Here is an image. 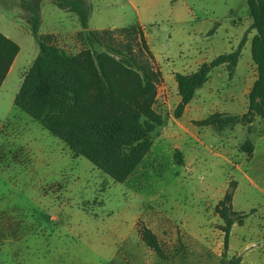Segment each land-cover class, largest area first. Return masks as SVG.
<instances>
[{"label":"rangeland","instance_id":"1","mask_svg":"<svg viewBox=\"0 0 264 264\" xmlns=\"http://www.w3.org/2000/svg\"><path fill=\"white\" fill-rule=\"evenodd\" d=\"M51 5L42 13V30L72 28L70 16L78 21L75 12ZM91 6L92 25L99 18L121 27L143 25L164 63L177 65L195 54L209 62L236 49L246 35L234 73L224 64L213 67L192 102L200 104V119L225 109L242 114L244 87L256 71L246 0H93ZM20 9L19 0H0V30L20 47L0 86V264H264V153L249 160L233 146L255 139L261 119L252 122V134L246 125L226 123L223 129L188 127V133L200 132L202 144L174 139V124L187 123L174 116L175 89L161 77L154 107L164 123L153 133L151 151L116 182L14 108L22 73L39 51ZM54 41L70 53L83 47L73 35ZM230 93L235 100L226 98ZM211 129L213 137L206 134ZM231 146L248 178L212 153ZM230 182L239 184L235 209L246 211L230 215L234 249L225 246L224 221L215 211ZM144 228L156 235L160 254L141 239Z\"/></svg>","mask_w":264,"mask_h":264},{"label":"trees","instance_id":"2","mask_svg":"<svg viewBox=\"0 0 264 264\" xmlns=\"http://www.w3.org/2000/svg\"><path fill=\"white\" fill-rule=\"evenodd\" d=\"M41 1L19 0L39 51L23 73L13 106L62 140L73 155L87 158L114 181L124 182L150 150L154 131L164 123L154 107L161 72L153 65L154 57L144 32L138 25L89 29V8L85 0H50L80 18L81 30L73 36L83 47L70 53L54 41L55 35L39 33ZM246 3L251 19L249 28L255 30L250 39V52L256 67L247 110L225 116L214 112L195 121L197 125L223 127L226 123H241L249 126L259 117L264 126V0H246ZM245 41L246 35H243L236 49L202 63L194 72L175 73L180 96L173 111L176 118L208 80L213 67L225 64L229 73L233 72ZM18 50V44L0 32V85ZM240 149L249 157L253 144L246 140ZM175 156L181 162L180 155ZM233 191V182H230L215 205L216 213L224 221L225 246L233 223L230 215L236 214L231 207ZM141 239L156 253H161L157 237L150 229L142 230Z\"/></svg>","mask_w":264,"mask_h":264},{"label":"crops","instance_id":"3","mask_svg":"<svg viewBox=\"0 0 264 264\" xmlns=\"http://www.w3.org/2000/svg\"><path fill=\"white\" fill-rule=\"evenodd\" d=\"M85 1H86L87 5H88V8H89L88 21H87V25H88V28L89 29H105V28L114 29V28H120L121 27L120 24H117V23H114V22L101 23L102 22V19L101 18L98 19L99 20L98 21L99 24L92 25L91 20H92V11H93V8L91 6V2L93 0H85ZM51 4L55 5L50 0H42L40 2V9H39V33H42V34L50 33V34H53L55 36H65V35L71 36V35H74L77 31L81 30V22H80V18H79L78 15H77L78 16V21H77V19L75 17L70 16V18L73 19L74 22H75V25L72 26V28L62 27L60 25V26H52L53 28L42 30L41 29L42 28V13H43V11H44L45 8H52V7H50V6H52ZM21 16L25 20V18H24V12L22 10H21ZM128 26H130V25H128ZM138 26H140L142 28L143 32H144V36H145L146 42H147L148 47H149V49H150V51H151V53H152V55L154 57L153 58L154 61L158 65H160L159 71L161 72V77L163 79H165V81H169L170 83H172V87L175 89V100H176V104H177L179 102V100H180V96L178 95V92H177V83L175 81V73H177V72H180V73H191V72H194L198 68V66L201 65L204 62L199 57L198 54H195V56L193 58L184 59L181 63H179L177 65L176 64H173V63L171 64V63H168V62H166V63L162 62L161 59H159L158 55H156V53L151 48V46H150V44L148 42V36H147V34L145 32L144 26L143 25H138ZM28 28L30 30L29 24H28ZM0 32H2L8 38H10L14 42H16L14 40V38L12 37V35L9 34L8 32H6L4 30H0ZM254 33L255 32L253 31V34ZM253 34H252V36H253ZM250 39L248 40L247 44H249ZM19 51H20V47H19L18 53H19ZM18 53L16 54V56H15V58H14L12 64H11V66H10V68H9V70H8V72L6 74V77L3 80L2 84L7 80V78L12 73L13 68H14V65L16 63V59H17ZM238 62H239V57H238V60H237L236 65L234 66L233 72L231 74L234 73L235 68H236ZM253 66H254V68H256L254 63H253ZM24 71H23V73H24ZM23 73H22V76H23ZM255 78H256V71L253 73L252 76H249V80L245 84L244 91H243V95L244 96L246 95L247 98H248L249 90H250V88H251V86H252L253 81L255 80ZM197 90H199V89H197ZM197 90H196V92H197ZM226 98L233 101V100H235V95L233 93H230ZM193 100H194V97L185 106L184 111H183L182 115L180 116V119L185 120L186 121L185 123H187V124H181V122H176L174 124V129H173V131H174L173 133H174V136H175L174 139L182 140L183 137H186L187 136L188 138L194 139L198 143L202 144L203 143V140H202V136H201L200 132L195 131V134L188 133L187 132L188 127H192L194 129L196 126H198L195 123V121L204 119V118H201V119L200 118H197L196 114H197L198 110L200 109V104L199 103H192ZM243 105H244L245 109L243 110L242 113L246 112V110H247L248 100L247 101L245 100ZM217 112L222 113L223 116H225V115H233V114H230L231 112H229V110H226V109L223 110V111L217 110ZM234 115H236V114H234ZM188 122H189V124H188ZM209 126L212 127V125H209ZM225 126H223V127H217V129H223V128H225ZM235 126L236 125L234 124L232 127H235ZM252 126H253V123H251L249 126H247V132H248V134H252L253 133ZM214 128H216V127H214ZM215 130L216 129L207 130L206 131V134H209L211 137H213L214 135H216V131ZM254 133H255V137L256 138L255 139H252V141H251L252 144H253V150H252L251 155L249 157L247 156V158H249V160H252L255 157V154L257 152L262 153V154L264 153V131H263V128H258V130L255 131ZM240 145L241 144L238 143V144H234L233 146H234V148H237V149L241 150L240 149ZM152 146H153V144H152ZM233 146L227 147L226 149L223 148V151L212 152V153H215L216 156H218L223 161H225L228 164L232 165L236 170H238L239 172H241V174L245 178H248V176L246 175V173L242 170V167L240 166V164L235 163L233 161V159H232V154L235 153V149L233 148ZM196 150H198V149H196ZM150 151L151 150H149L148 153ZM187 151L190 152V153H192V154H194V155L197 153V151H195V150H193L191 148L187 149ZM184 160H185V157H184ZM238 186H239V184L237 183L236 186H235V188H234V191H233V196H232V201H231L232 211H234L236 213H246V211H244V210H236L235 209V206H234V198H235V193H236V190H237ZM228 187H229V185H228ZM228 187H227V189H228ZM226 190H225V192H226ZM221 198H219V199H221ZM230 230H231V228H230ZM230 238L231 237H228L227 246H228V248L234 249V245L231 244V242L229 241Z\"/></svg>","mask_w":264,"mask_h":264}]
</instances>
